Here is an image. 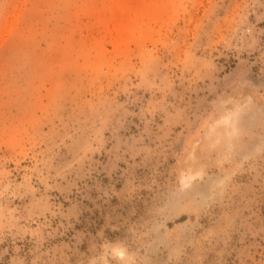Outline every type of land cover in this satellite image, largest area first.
Listing matches in <instances>:
<instances>
[{
	"label": "rangeland",
	"instance_id": "obj_1",
	"mask_svg": "<svg viewBox=\"0 0 264 264\" xmlns=\"http://www.w3.org/2000/svg\"><path fill=\"white\" fill-rule=\"evenodd\" d=\"M0 264H264V0H0Z\"/></svg>",
	"mask_w": 264,
	"mask_h": 264
},
{
	"label": "clouds",
	"instance_id": "obj_2",
	"mask_svg": "<svg viewBox=\"0 0 264 264\" xmlns=\"http://www.w3.org/2000/svg\"><path fill=\"white\" fill-rule=\"evenodd\" d=\"M117 256H118V258L123 259L124 258V252L122 250L118 251Z\"/></svg>",
	"mask_w": 264,
	"mask_h": 264
}]
</instances>
